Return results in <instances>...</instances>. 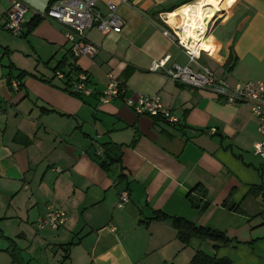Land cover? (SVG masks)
<instances>
[{
  "label": "crops",
  "instance_id": "obj_1",
  "mask_svg": "<svg viewBox=\"0 0 264 264\" xmlns=\"http://www.w3.org/2000/svg\"><path fill=\"white\" fill-rule=\"evenodd\" d=\"M13 1L0 0V264H191L198 250L212 254L211 244L197 238L182 245L169 221L139 223L155 212L240 242L219 248L217 258L264 264V201L261 191L249 193L264 185V160L253 154L261 140L256 118L244 104H226L208 90L173 82L163 70L149 71L152 60L166 55V68L198 70L163 35L172 26L169 16L189 4L96 0L103 13L107 2L116 4L124 26L119 34L87 31L95 51L74 58L61 25L41 20L29 30L33 12L53 0H21L28 8L21 37L3 28ZM208 6L214 16L198 64L230 85L264 80V0ZM58 70L86 73L96 91L113 79L125 97L157 96L178 121L136 115L122 99L79 98L53 77ZM105 144L109 159L118 160L108 169L87 154L90 147L103 152ZM196 186L205 190L204 197L191 195L205 204L202 210L187 200ZM123 190L129 202L119 208ZM226 200L237 210L223 207ZM51 206L66 213L64 226L37 230L36 219Z\"/></svg>",
  "mask_w": 264,
  "mask_h": 264
},
{
  "label": "built area",
  "instance_id": "obj_2",
  "mask_svg": "<svg viewBox=\"0 0 264 264\" xmlns=\"http://www.w3.org/2000/svg\"><path fill=\"white\" fill-rule=\"evenodd\" d=\"M124 3L125 0H120ZM106 12L96 8V0H53L48 7L41 12H33V17L40 20H52L64 28L63 36L69 45V52L74 58L90 56L94 48L86 41V33L91 29L100 34H119L124 26L122 18L117 12V5L111 2L105 4ZM28 8L21 0H14L6 13L3 28L12 36L21 37L24 34V16ZM164 22H166L164 20ZM207 29L203 35L197 37L206 41ZM163 35L171 42L176 43L182 49L190 62L196 63L198 70L193 71L188 66L172 64L166 68L169 56L154 59L150 63L149 71L163 70L166 76L173 82L208 90L226 104L246 105L257 120V132L261 140L254 144L253 154L264 160V80L247 81L230 85L221 77L216 76L209 68L198 64L201 48L190 39L183 40L180 31L172 26L163 31ZM199 42V41H198ZM54 78L64 82L67 92L79 98L95 96L98 104H107L115 99H122L123 104L136 115H147L151 118L176 123L178 120L160 102L157 96L140 95L133 99L125 97V89L116 80L111 79L105 89L96 91L90 84L89 78L84 72H54ZM13 88L19 87L18 80H12ZM214 132V130H211ZM102 149L96 151L98 158L102 157ZM57 172L61 170L56 169ZM129 202L127 191L119 194L117 206L120 208ZM67 220L66 213L55 207H48L47 211L35 221L37 230L50 228L57 230L64 226Z\"/></svg>",
  "mask_w": 264,
  "mask_h": 264
},
{
  "label": "trees",
  "instance_id": "obj_3",
  "mask_svg": "<svg viewBox=\"0 0 264 264\" xmlns=\"http://www.w3.org/2000/svg\"><path fill=\"white\" fill-rule=\"evenodd\" d=\"M193 0H185L183 4H187L189 2H192ZM174 9L173 8L167 12H172ZM33 20L30 21L29 23V30L34 28L38 22L41 20L37 17H33ZM231 62V68L233 66L234 60H231V55L227 61L226 64ZM65 90V88H64ZM158 119V118H157ZM110 145L105 144L102 145L103 148V156L102 158H105L106 161L100 162L99 164L104 167V168H109L110 166L118 163L117 159L111 160L109 159V156L107 155V150L109 149ZM124 176L121 175L119 177V181H123ZM261 191L262 193V199L264 201V185H259V186H252L250 188L249 193H257ZM196 192L199 197H204L205 195V190L201 186H196L194 187L188 194H187V200L190 203V206L195 209V210H202L205 207V204H203L200 207V202L201 200L198 198L192 197V193ZM223 207L230 211H236L237 208L229 203V200H226L223 204ZM155 221V222H165L169 221L171 224V227L175 230L176 232V239L182 244V245H187L192 238H197L201 241H208L211 244V249H212V254H206L201 250H198L194 253L192 259H191V264H231V262L226 259V258H217L216 257V252L219 248L221 247H228L231 246L232 244H239L240 242L236 240L235 238L229 237L227 234L217 231L215 229L205 227V226H199L196 225L192 222H189L183 218H178L174 216H169L163 212H155L154 215L150 219L142 220L139 221V223L147 225L149 222ZM0 237H2L0 233ZM71 246V244L68 245V247ZM8 253L11 256L12 262L16 261V247L13 243L10 242V246L8 249Z\"/></svg>",
  "mask_w": 264,
  "mask_h": 264
},
{
  "label": "bare ground",
  "instance_id": "obj_4",
  "mask_svg": "<svg viewBox=\"0 0 264 264\" xmlns=\"http://www.w3.org/2000/svg\"><path fill=\"white\" fill-rule=\"evenodd\" d=\"M208 5L209 0H197L192 4L183 6L169 16L168 23L180 31V37L184 41H190L191 39L192 41H196L192 43L200 47L201 40L197 39V37L205 33L209 19L214 16L210 11L209 17H204L203 11Z\"/></svg>",
  "mask_w": 264,
  "mask_h": 264
},
{
  "label": "water",
  "instance_id": "obj_5",
  "mask_svg": "<svg viewBox=\"0 0 264 264\" xmlns=\"http://www.w3.org/2000/svg\"><path fill=\"white\" fill-rule=\"evenodd\" d=\"M87 154L89 155V157L96 163H100V162H103V161H106L105 158H98L96 156V153H95V149L94 147H90L88 150H87Z\"/></svg>",
  "mask_w": 264,
  "mask_h": 264
},
{
  "label": "rangeland",
  "instance_id": "obj_6",
  "mask_svg": "<svg viewBox=\"0 0 264 264\" xmlns=\"http://www.w3.org/2000/svg\"><path fill=\"white\" fill-rule=\"evenodd\" d=\"M195 1H197V0H193L192 2H189V3H187V4H192L193 2H195ZM211 0H209V2H210ZM211 6H208V7H206V8H204L205 10L203 11L204 12V17H208V14L210 13V10H209V8H210ZM207 27V35H208V31H209V29H210V22L208 23V25L206 26ZM210 33V32H209ZM10 34V33H9ZM53 76H54V74H53ZM56 79V78H55ZM204 242H208V241H204ZM209 243V242H208ZM207 243V244H208ZM19 263L21 262V257H20V259H19V261H18Z\"/></svg>",
  "mask_w": 264,
  "mask_h": 264
},
{
  "label": "flooded vegetation",
  "instance_id": "obj_7",
  "mask_svg": "<svg viewBox=\"0 0 264 264\" xmlns=\"http://www.w3.org/2000/svg\"><path fill=\"white\" fill-rule=\"evenodd\" d=\"M164 14H167V13H164Z\"/></svg>",
  "mask_w": 264,
  "mask_h": 264
}]
</instances>
